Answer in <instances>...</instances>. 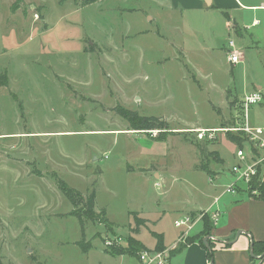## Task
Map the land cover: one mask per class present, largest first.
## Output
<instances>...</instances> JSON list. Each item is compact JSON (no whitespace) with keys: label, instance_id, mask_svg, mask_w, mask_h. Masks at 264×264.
<instances>
[{"label":"rangeland","instance_id":"rangeland-1","mask_svg":"<svg viewBox=\"0 0 264 264\" xmlns=\"http://www.w3.org/2000/svg\"><path fill=\"white\" fill-rule=\"evenodd\" d=\"M15 2L0 0V263L137 264L129 255L85 254L77 243L127 250L137 213L170 240L187 195L198 204L206 190L220 192L206 175L233 180L236 145L224 133L199 141L193 130L244 124L243 96L264 90V10L231 12L240 26L232 31L220 12L183 13L176 22L179 10L159 0ZM230 51L238 64H229ZM121 108L165 128L130 130ZM247 114L250 127H264V103ZM61 182L85 196L94 190L95 208L112 226L86 221L79 240ZM142 240L155 239L147 231Z\"/></svg>","mask_w":264,"mask_h":264},{"label":"crops","instance_id":"crops-1","mask_svg":"<svg viewBox=\"0 0 264 264\" xmlns=\"http://www.w3.org/2000/svg\"><path fill=\"white\" fill-rule=\"evenodd\" d=\"M161 6L167 8L166 11L168 12H176L179 10L178 18L175 19L176 22L181 20V15H183V13H197V15H200L205 19L214 12L223 13V16L226 18L223 23L224 26L228 30L233 31V26L235 25L240 29L239 24L235 21V16H232L234 11L239 10V8L253 11L257 9L263 10L261 7H264V1H260L255 5H245L242 4L240 0H159V7ZM170 17H172V14L167 13L168 19L166 20H169ZM229 20H232L233 22H230ZM179 28H181V26ZM177 32L179 33V29H177ZM258 87L259 86H257V88ZM211 175V173L209 176L206 175L210 188L213 190L218 189L220 192L216 193L215 190L214 192L206 190V193L204 194L205 203L199 202V205L196 204L195 201H191L190 196L187 195L186 203L177 205L178 208L175 210L174 215L176 217L173 220L175 235L170 240H167L164 230L160 232H152L149 227L151 224L150 222L152 221L145 216L139 217L140 213H137V220H141L142 223H140L137 230H135L136 226L128 228L130 233L129 237L143 245L145 248L144 250L153 251L156 244V238H154L153 235H161L164 245L163 250H166L167 253L169 252L168 255H170L168 264H209L207 252L200 245L199 239H197V234H199V232L194 231L193 228L198 223L200 216L207 214L209 222L211 223V230L207 237H209L208 241L213 244L211 245L213 249L212 264H253L249 251L250 245L251 243L253 245V243H261L264 241V202L258 201L249 196L244 190L237 191L236 193H225L224 189L228 185L226 180L223 179L225 180V184L220 183L221 176L218 174ZM152 177L156 179L160 178L159 181L162 185L164 184L165 178L159 176V174L154 172ZM209 178H213L212 183L209 182ZM95 210L97 212L100 211L96 208ZM194 212L198 214L196 215ZM215 212H217L218 216L216 220L213 221L211 216ZM194 215L197 216L194 221L196 222L195 225L191 218V216ZM185 216L189 217L190 222H192V227L190 229H188L186 225L176 227V222L182 220ZM107 225L109 226L111 224H109L106 219L105 227ZM147 231L150 233V236L155 239L151 244H146L142 240L144 235H147ZM238 231H240L241 234L236 238L235 235ZM191 238L194 240H191ZM85 245L87 248L86 251L83 252L85 254L96 249L109 255L105 249L103 250L99 247V244L98 247L91 245V243H86L84 246ZM125 255L133 256L137 261V264H140L139 256H136V254L125 253ZM125 255L109 256L121 259V257H124ZM262 261H264V259Z\"/></svg>","mask_w":264,"mask_h":264},{"label":"trees","instance_id":"trees-1","mask_svg":"<svg viewBox=\"0 0 264 264\" xmlns=\"http://www.w3.org/2000/svg\"><path fill=\"white\" fill-rule=\"evenodd\" d=\"M22 0H16L15 4L21 2ZM84 5L92 4L95 2H98L100 0H81ZM229 96V93L227 94V97ZM118 114L121 115L123 118L127 119L130 124V130L137 131V130H144V131H150L152 129H158V130H163L165 128V123L161 121V119L156 118V117H140L137 115V113L131 112V111H126L124 109H119ZM219 128H225V127H219ZM226 139L229 140L231 143L236 145L238 148H243L246 143V136L244 133H235L232 131H228L226 134ZM197 142L196 147L199 149H203V146H200ZM204 154V151L202 152ZM210 156H214L218 162V155L217 153L210 154ZM204 157V155H202ZM221 162V161H220ZM202 170H204L206 173H210L207 166H202ZM259 180L258 178L254 179V181L251 184V188L257 189V194L256 195H250L251 197L255 198L258 201L264 202V183L259 185ZM259 185V187L257 186ZM59 190L64 195L70 204L72 205V213L71 215L74 216L77 221L78 225H80V240L84 241L83 235H84V228H85V222L90 221L92 223L97 222V223H103L104 225L106 224V214L105 211L101 210L97 212L95 210V195H94V190L88 193L87 196L82 195L79 191H75L72 188L68 187L64 182L59 183ZM203 222V230L199 236H197V239H199L200 245L205 249L207 252V257L211 261L213 257V245L210 241H207V244L205 245L203 243V239L207 236H209L210 230H211V223L209 222V217L207 215L203 216L202 218ZM141 223V220H136L135 219V224H136V229L139 227ZM134 230V231H135ZM154 238H156V244L155 248L153 251H161L164 249L163 245V239L161 238V235L155 234L153 235ZM127 244H128V249L124 250L122 247L118 246H113L110 248V250L107 251L109 255L113 256H119V255H125V253L129 254H136L138 250H144L145 248L143 245L137 243L134 239L131 237L127 238ZM191 240H194L191 238ZM81 242V241H80ZM77 243V246L81 248L82 252L86 251V245L82 246L81 244ZM80 245V246H79ZM252 251H253V256L255 257H261L264 258V241L261 243H253L252 245ZM256 261L255 258L252 257V262ZM1 264V263H0Z\"/></svg>","mask_w":264,"mask_h":264},{"label":"built area","instance_id":"built-area-1","mask_svg":"<svg viewBox=\"0 0 264 264\" xmlns=\"http://www.w3.org/2000/svg\"><path fill=\"white\" fill-rule=\"evenodd\" d=\"M264 10V7H261ZM257 24V21H253ZM228 49L234 50V42L232 40L228 43ZM228 61L235 65L240 62V56L236 51H230ZM264 103V90L258 87L256 91L244 95L241 102V111L244 115V124L240 127L224 128H197L193 130L199 141H213L217 137V133H224L232 131L235 133H244L247 140L243 148L236 147V163L231 167V175L233 180L224 189L225 193H236L237 188H249L255 194L257 191L251 188L254 179L262 176L260 182L264 180V127H250L248 125V109L251 105ZM209 182H213V178H209ZM218 214H212L211 219L216 220ZM187 226L188 229L192 227L189 217L185 216L182 220L176 222V227ZM140 264H168L169 255L166 250L161 251H147L142 250L139 255Z\"/></svg>","mask_w":264,"mask_h":264},{"label":"water","instance_id":"water-1","mask_svg":"<svg viewBox=\"0 0 264 264\" xmlns=\"http://www.w3.org/2000/svg\"><path fill=\"white\" fill-rule=\"evenodd\" d=\"M240 234H241V232L238 231V232L236 233V235H235L236 238L239 237ZM208 240H209V237H205V238L203 239V243L206 245ZM228 244H229V243H228ZM249 251H250V255H251V257H253V258H255V259L260 258V257H255V256H253L252 243H251V245H250ZM209 264H212V260L209 262Z\"/></svg>","mask_w":264,"mask_h":264},{"label":"bare ground","instance_id":"bare-ground-1","mask_svg":"<svg viewBox=\"0 0 264 264\" xmlns=\"http://www.w3.org/2000/svg\"><path fill=\"white\" fill-rule=\"evenodd\" d=\"M169 253V252H168ZM170 256V255H169Z\"/></svg>","mask_w":264,"mask_h":264}]
</instances>
